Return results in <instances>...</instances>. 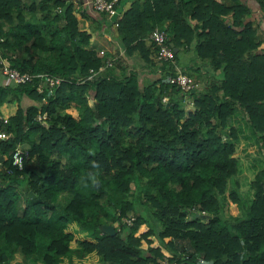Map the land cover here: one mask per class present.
Here are the masks:
<instances>
[{"label": "trees", "instance_id": "16d2710c", "mask_svg": "<svg viewBox=\"0 0 264 264\" xmlns=\"http://www.w3.org/2000/svg\"><path fill=\"white\" fill-rule=\"evenodd\" d=\"M255 1L256 19L240 0H115L113 24L82 0H0L7 65L61 78L47 94L36 78L13 84L0 74L8 133L0 138V264L15 253L27 264H83L85 255L95 264H198L196 254L264 264V164L246 194L235 155L238 109L264 161V0ZM105 22L121 52L98 69L103 56L88 39ZM154 27L198 62L183 68L202 83L187 91L186 114L181 92L164 80L172 64L155 57ZM17 143L27 146L20 168L11 162ZM228 200L237 214L226 212ZM70 223L87 236L73 247Z\"/></svg>", "mask_w": 264, "mask_h": 264}, {"label": "built area", "instance_id": "2783aa9c", "mask_svg": "<svg viewBox=\"0 0 264 264\" xmlns=\"http://www.w3.org/2000/svg\"><path fill=\"white\" fill-rule=\"evenodd\" d=\"M114 2L115 0H84V3L88 4L94 11H104L107 15L113 14L115 12L114 9ZM115 20L113 21V24H115ZM149 39L153 42L154 45L157 46L155 51V57L159 60L167 61L169 60L172 63V66H174V73L168 74L164 77L165 82H167L170 85H173L176 89H178L179 92L182 94V101L186 103V105H191V100L186 97L184 94H186L187 91L193 89L194 87L198 86V81L196 79H193L190 75H187L186 73L181 72L176 66L173 64V50L169 46V44L166 41V32L162 30L161 28L154 27L148 34ZM98 52L101 54L103 53L102 49H99ZM113 57L112 56H106L103 58L102 64L98 66V69H101L103 67L110 66L112 62ZM90 72H92L91 69H89ZM0 74H2L5 78L9 79L14 84L19 83H25L34 81L35 82V89L36 91L40 92L43 88H45L47 93L52 92V90L59 84L60 77L51 75L50 73L46 71H40V72H27V71H19L9 65L5 62V60L0 56ZM165 96H161V100H165ZM43 114L37 115V119L42 117ZM2 121H5V117H1ZM4 136V132L0 131V137ZM26 154V151L16 146L12 153H11V162L16 165L17 168H20L21 166V160L22 156ZM193 209L192 208H189ZM203 213V210L200 211ZM127 222H129L130 218L125 219ZM182 259H185L188 257L186 253H182ZM195 260L198 264H212L210 259H204L201 255L196 254ZM161 262L163 264H175V261H170L166 258H162ZM183 264V263H180Z\"/></svg>", "mask_w": 264, "mask_h": 264}, {"label": "rangeland", "instance_id": "374dc122", "mask_svg": "<svg viewBox=\"0 0 264 264\" xmlns=\"http://www.w3.org/2000/svg\"><path fill=\"white\" fill-rule=\"evenodd\" d=\"M75 15L77 17H79L78 11L75 13ZM106 23L107 22H105L104 30L112 32L113 29L109 30V27H107L108 24H106ZM91 34L98 35L97 33L93 32V31L90 32V36H92ZM92 38H93V36H92ZM92 38H91V40H92ZM93 41L95 42V44H101L102 39L99 36H95ZM197 92H198V90H195L193 92V94H197ZM188 107H189V105H187L186 108H188ZM186 108L184 109L185 112H186ZM3 111H4V109H3ZM187 111H188V109H187ZM236 112H237V119H238L239 123L244 126L243 131H242L243 134L239 133V135H238V140H237V144H236V151H235V155L237 157V166L239 169L238 174H237V178L239 180L241 190L243 192H245L246 194L247 193L250 194L251 190L248 188V182L252 178L254 170L261 167L264 164V161H263L261 154L259 153V151L257 149L256 143L253 140V137L250 135V133H248L249 126H248L245 118H243V115L239 112L238 109H236L235 113ZM230 121L234 123V121H232L231 118L228 119V122H230ZM244 134L246 137L244 136ZM224 208H225L226 212H228L230 214H237L238 213V209L236 208V206H234L233 203L231 204V202H229V201H227ZM203 221H205V220H203ZM66 228L73 231V237L69 241V245L71 247L76 245V241L78 239H82V238L87 237L84 235L83 232H77L75 224H73V223L68 224V226ZM167 238L168 237H166V236L164 237V239H167ZM94 257L95 256H93V255H85L82 259H80V262H82L83 264H95L96 261L94 260ZM7 264H27V263L22 262V258H21L19 253H15L13 260H10Z\"/></svg>", "mask_w": 264, "mask_h": 264}, {"label": "crops", "instance_id": "0c3cea01", "mask_svg": "<svg viewBox=\"0 0 264 264\" xmlns=\"http://www.w3.org/2000/svg\"><path fill=\"white\" fill-rule=\"evenodd\" d=\"M240 1L245 3L250 8L251 12L249 14V17L256 19L258 16V12L260 11V8L256 4V1L255 0H240ZM85 7H87V9H88V5L85 4ZM93 15L97 16L96 13ZM87 21H88V19H83V20L81 19L80 25L82 26V28H85V29L87 28ZM93 32L97 33L98 35L91 34L93 36V38H92V36H90L88 39V41H89L88 45L90 47L98 49V48H101V46H102V48H105L108 52H110L113 55H115L121 51L120 48L118 47V43H117L115 37L113 36V32L107 31V30L105 31L103 23L100 26V31H93ZM95 36H99L102 39L101 44H95V42L93 41ZM91 38H92V40H91ZM173 49L176 52V63H178L177 65L181 69H183V68L187 69V67L189 65H192L193 67L195 65H197L198 62L195 59L193 51L190 48H185L184 46H178V47H173ZM184 69H183V71H185ZM143 75H145L146 77H149V78L156 77V73L155 74L144 73ZM140 78L141 77H139V79ZM199 87H202V83ZM199 87H197V89H199ZM0 111H3L2 107H0ZM229 202H231V201H229ZM232 203L233 202H231V204ZM233 204H234V206H236L235 203H233ZM232 215H234V214H232ZM11 260H13V258Z\"/></svg>", "mask_w": 264, "mask_h": 264}, {"label": "clouds", "instance_id": "9594fccd", "mask_svg": "<svg viewBox=\"0 0 264 264\" xmlns=\"http://www.w3.org/2000/svg\"><path fill=\"white\" fill-rule=\"evenodd\" d=\"M84 0H82V3H84L83 2ZM86 4V3H85ZM115 4V3H114ZM86 5H88V4H86ZM88 10L92 13V14H99V12H102V13H104L105 14V16L109 19V16L110 15H112V14H110V15H107L104 11H94L89 5H88ZM78 11V9H76V12ZM115 13V17H116V15H117V13H116V11L114 12ZM115 17H114V19L113 20H110L111 22H113L114 20H115ZM168 44H169V41H168ZM169 46L172 48V50H173V54H174V49H173V47H172V45H170L169 44ZM175 47V46H174ZM120 48V47H119ZM99 49H102L103 50V53H101V55L103 56V58L104 57H106V56H112L113 57V59L115 58V55H113V54H111V53H109L105 48H98L97 49V51L99 50ZM121 50V49H120ZM121 52V51H120ZM99 53V52H98ZM107 53V54H106ZM100 54V53H99ZM103 58H102V61H103ZM113 59H112V61H113ZM5 60V59H4ZM167 61H169V60H167ZM170 62V61H169ZM172 62H173V64L176 66V68H178L181 72H183V73H186V72H184L178 65H177V63L175 62V60H174V55H173V60H172ZM171 63V62H170ZM111 64H112V62H111ZM110 64V65H111ZM172 64V63H171ZM173 68H174V66H173ZM175 69V68H174ZM158 73L156 72V75H157ZM187 74V73H186ZM188 75V74H187ZM192 77V76H191ZM7 79V78H6ZM197 80V79H196ZM198 81V80H197ZM13 83V82H12ZM14 84V83H13ZM20 84V83H19ZM58 86V85H57ZM56 86V87H57ZM200 86V82H198V86L197 87H199ZM197 87H194V88H196L197 89ZM193 88V89H194ZM193 89H191L190 91H192ZM46 91V90H45ZM52 92H53V90H52ZM52 92H50V93H52ZM47 93V92H46ZM50 93H47V94H50ZM186 94H187V92H186ZM186 94H184L186 97H187V95ZM163 96H165V95H163ZM165 98H166V96H165ZM189 98V97H188ZM160 99H161V97H160ZM190 100H191V102H192V99L191 98H189ZM166 100V99H165ZM165 100H161V101H165ZM184 104H185V106H184V109L187 107V105H186V103L184 102ZM192 108V104L188 107V108H186V112H187V109H188V111L190 110ZM185 111V110H184ZM186 112H185V114H186ZM41 114H43V116L42 117H44L45 116V114L44 113H41ZM41 114H37V115H41ZM36 115V116H37ZM2 116H4L5 117V115H4V111H0V118L2 117ZM42 117H40V118H42ZM6 118V117H5ZM39 118V119H40ZM43 122V121H42ZM1 131V130H0ZM3 132H4V136L3 137H0V138H5L7 135H8V133L7 132H5L4 130H2ZM16 146H18V147H21V148H23L25 151L27 150L26 148H27V146L26 145H24V143H17L14 147H13V149L16 147ZM13 149H12V151H13ZM12 153V152H11ZM89 179L91 180V182H92V184L94 185V184H96V182H97V179H96V176L95 175H93V174H89ZM84 187H88V184H84L83 185ZM198 213H200V214H202L200 211L198 212ZM204 213V212H203ZM127 218H130V220H129V222H127L125 219H127ZM132 219H133V216H128V217H125L124 218V221L127 223V224H130V222L132 221ZM102 231V230H101ZM104 232V231H103ZM166 237H168V236H166ZM169 238V237H168ZM167 238V239H168ZM182 258V257H181ZM211 260V259H210ZM211 262H212V260H211ZM213 264V263H212Z\"/></svg>", "mask_w": 264, "mask_h": 264}, {"label": "water", "instance_id": "95a60500", "mask_svg": "<svg viewBox=\"0 0 264 264\" xmlns=\"http://www.w3.org/2000/svg\"><path fill=\"white\" fill-rule=\"evenodd\" d=\"M114 17H115V13L110 15L109 19L113 20ZM169 44L172 45V42L170 41ZM28 194H30L29 191H28ZM98 227H99L100 230L104 231L107 234H113L115 232V229H114L113 225L110 224V223H102Z\"/></svg>", "mask_w": 264, "mask_h": 264}]
</instances>
